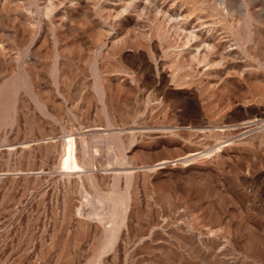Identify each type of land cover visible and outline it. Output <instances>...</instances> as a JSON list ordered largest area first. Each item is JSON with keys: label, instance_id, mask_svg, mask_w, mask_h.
I'll return each mask as SVG.
<instances>
[{"label": "rangeland", "instance_id": "rangeland-1", "mask_svg": "<svg viewBox=\"0 0 264 264\" xmlns=\"http://www.w3.org/2000/svg\"><path fill=\"white\" fill-rule=\"evenodd\" d=\"M0 264H264V0H0Z\"/></svg>", "mask_w": 264, "mask_h": 264}]
</instances>
